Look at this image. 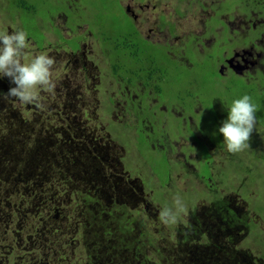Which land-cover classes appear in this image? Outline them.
<instances>
[{"label":"rangeland","instance_id":"1","mask_svg":"<svg viewBox=\"0 0 264 264\" xmlns=\"http://www.w3.org/2000/svg\"><path fill=\"white\" fill-rule=\"evenodd\" d=\"M33 1L34 4L39 5V10H43L44 13L49 7H61L62 3L61 0ZM155 1L158 5L145 4L146 15L141 14L139 16V23L147 35L156 41L169 42L178 48V39L169 36L168 28H160L163 24L161 25L159 15L161 12H165L168 20L174 22L177 36L179 34L182 40H189L194 37L195 41L198 42L195 44L197 49L202 50L200 51L202 54L209 52V55L202 57L201 65H199L203 66L208 72L203 71L201 67H195L193 75L184 73V71L181 72L183 74L180 73L184 85L189 81L199 80L205 83L204 88L197 89L196 86L185 85L186 90L193 89L201 94L204 90L214 97L225 99L226 105H230L232 100L245 95L246 91L244 89L246 86L242 89L241 85H251L253 83L247 81L244 77L240 79L239 77L230 76L232 78L227 80L226 86L228 89L225 92L221 88L217 89L214 85L218 84L217 80L212 77L215 73L212 68L213 65H216L215 70L217 71V65L219 64L217 58L222 59V55H224L222 64L227 65L225 57L230 54L226 49L227 47H219L218 44L213 47L217 42L222 45L225 35L212 32V36L211 31H208L209 27H206V23H204V18L211 11L212 4L219 7L220 12H224L240 5L241 0H203L207 5L205 9L195 1L190 2V0L183 1L181 5L178 4V0H170L167 5L163 4L165 0ZM82 2L87 4L98 2V0H82ZM113 2H111L112 5H106V11L96 12V16L99 20L114 17L118 22L116 25L106 23V26L110 25V28L121 25L129 29L131 23L127 20L121 7H118L119 0H113ZM10 5L9 0H0V31L12 32L22 29V13L16 12L13 15L9 9ZM145 7H140V12ZM177 7L181 8V16L176 11ZM26 16L28 15L25 11V13L23 12L24 20ZM260 16L264 18V14ZM86 17L87 14L84 19H87ZM225 17L228 21L231 18L229 23L232 30L228 35L237 37L238 33L233 31L234 29H240L241 35H245L242 21L247 18V13L243 9H236L231 12V15ZM76 21L77 16L74 19L72 16L70 17V25ZM216 22H220L219 18H216V21L212 19L208 23L216 25ZM55 24L60 27L63 34L65 33L68 37L72 36V31H68L69 28L64 20L56 19ZM165 27L167 26L165 25ZM106 29L108 28L106 27ZM218 29L220 30V26ZM51 32V26L48 24L47 33L51 35ZM86 35L90 37L87 33ZM72 43H74V39H72ZM258 43L260 47L256 49L252 45V50L247 43L241 42L235 46L234 51L239 54L246 51V54L243 53L244 56L249 55L251 52L252 54L260 53L264 44L261 40H258ZM55 44H57V39L51 50L45 52L37 49L33 39L29 40V48L25 50L23 58L25 63L32 55L39 53H47L55 58L52 71V81L55 87L51 91L47 87L41 88L38 90L36 100L32 103H22L18 99L6 95L9 87L14 86L10 84L9 78L0 79V94L2 95L0 96V123L3 121L4 124L9 126L8 122H12L13 117L27 116L24 123L17 122L12 125L11 134L18 133L12 141H8V137L0 134V264H96L88 259L82 250H76L81 240H87L88 244L98 242L99 232L102 231L101 223H97V219L91 214L89 218L93 223L89 222L85 227V218L79 217L87 201L80 195L79 184H72L74 176L72 169L74 164L77 165L75 162L76 154L83 156L84 151H81L83 149L89 154H97L100 158L107 157L106 155L110 151H113L114 154L118 152L123 156H128L127 149L129 151L134 149L131 138L124 136L126 143L120 136L124 133L125 122H122L124 127L118 135H111L108 132L109 129H101L99 125V121L105 122L107 128V121H109L110 116L115 117L116 120L123 119L129 125H134L128 121L127 113L116 111L114 114L109 115L105 111L104 105L109 102L111 95H114L117 100L116 106L119 103L121 104L120 109L124 107V104L127 105L130 97L134 96L139 99L136 93L129 95V87L125 86L124 88L121 80L118 79L120 82L118 83L111 77L109 65L111 56H107L106 53L98 50V46H96L97 44L94 45V41L88 42L84 50L86 56L80 53L72 56L70 50L64 48L62 52L58 53L54 51ZM71 58H74L72 63ZM113 60L125 63L124 59ZM263 60L264 58L261 55L257 58V65H252L253 67L243 69V72H241L250 81L256 80L262 90V92L258 91L256 85H253L248 94L257 108V120L249 139L250 146L238 153L228 152L225 145L217 148L209 146L215 158L213 171L215 175L218 174L219 176V189H222L223 192L228 193V197H231L228 202L223 201L222 204L221 197L214 194L209 195L201 184L199 186L195 185L200 183L199 180L196 176L190 175V171L179 163L178 156L183 152L177 151L175 156H170L171 165H173L171 168L166 166L165 162H162L163 152L159 151L156 154L152 148L142 149V158L149 159L152 162V169L140 163L138 159H135L133 164L124 160L125 163L131 164V173H135L140 181L142 177H147L151 172H155V169L163 176L172 172L171 179L165 187L159 188L160 182L156 181L154 187H144L145 191L140 193L142 198L133 203L135 206H141L137 208L138 211L133 208L130 212V215L135 214L130 217L132 227H128L126 237L127 246H133L134 252H136L133 255L135 261L140 256L137 259V264H264V239L259 240V236H264V234H260V231H262L261 225L264 223ZM132 69L137 73L139 67L133 65ZM178 83L181 82L176 81L174 85ZM165 84L167 85L166 81ZM181 85L183 84L181 83ZM142 87L143 85L140 86V88ZM161 97L164 98V95L162 94ZM150 99L154 101L153 97H150ZM209 101L206 104L207 109L210 108ZM144 104L145 111L148 112L147 104ZM192 104H194V100H192ZM99 106H101L100 109H98ZM114 110H117V108L115 107ZM97 114L100 116H97ZM75 119L80 121L79 128L76 131L69 132L71 124H76ZM222 121V117H217L211 111H208V113L205 112L204 115L197 117V127L198 129L201 128L200 130L210 141H218L220 139L218 129ZM150 124L155 128L153 121ZM4 127L6 128V126ZM125 129L126 131L130 130V135L134 134L136 136V126ZM21 132L25 133V136H22ZM43 132L48 137H43V139H46L41 144H36L34 137ZM154 132L153 139L163 131L159 127ZM31 134L34 135L30 136ZM176 134L178 135V133ZM198 135L200 138L204 137L199 132ZM79 136L82 144L77 146L75 140ZM191 143L194 146L196 145L192 140L186 143L184 140H179L178 144L190 146ZM38 146L43 149L49 147L50 154L45 153L44 155L43 151H40L41 153L31 151L32 148H38ZM9 147H23V152L25 150L24 153L13 156L15 160H22L19 165H15L11 158L6 159L2 156L6 154ZM200 149L202 150L200 153L204 156V153H206L204 145L200 146ZM188 155L195 162L192 165L190 160L188 162L190 167L188 168L195 169L199 160L198 153H189ZM54 157L63 160L61 167H65V172L62 168L60 170L54 162ZM107 158L105 159L106 163H112L118 159L116 155L114 160H107ZM67 166L71 170H67ZM217 166L219 168H216ZM12 168L19 169L22 173L20 180L13 176ZM202 168L206 170L205 166ZM216 170L221 175V170L227 173V178H223L225 180L224 184L223 180H220L222 177ZM50 172L52 178L48 176V179L47 175ZM23 180L25 181L22 182ZM19 182L22 183L17 184ZM202 186L204 191H201ZM196 189L198 191H195ZM158 190L162 192L161 196L165 201L161 202L157 194ZM175 190H178L179 193H175L179 194L185 205L181 214H186V217L191 220L193 231L192 236L180 235L179 238L182 241L174 237L171 238V235L164 239V234L170 233L175 223L163 224L160 220L161 209L173 206L174 199L177 197V195H172ZM229 204L236 216L226 209V205ZM223 205L224 208L219 209ZM190 208H192V213L188 214ZM196 209L200 210V215L208 211L205 218L200 220L202 223L198 225L194 218ZM51 211L58 212L59 216L56 219L52 218L50 216ZM220 216L228 219V223L234 221L233 225L229 224L227 226V232L234 226V233L233 239L230 238L229 242L225 241L227 235H229L227 233L221 240L222 244L219 247L213 246L211 243L216 240L220 241L218 230L223 221ZM256 219L258 223H256ZM206 222L209 225H206ZM91 226L95 229L90 230ZM64 245L69 247L65 249ZM148 255L151 257H147Z\"/></svg>","mask_w":264,"mask_h":264},{"label":"flooded vegetation","instance_id":"2","mask_svg":"<svg viewBox=\"0 0 264 264\" xmlns=\"http://www.w3.org/2000/svg\"><path fill=\"white\" fill-rule=\"evenodd\" d=\"M9 1L11 3V0ZM178 1V4L180 5L183 3V1L185 2V0ZM193 1H195V3H197L203 9H205L207 6L203 0H190V2ZM61 2V7L55 6L54 8H47L45 11L47 12L46 17L39 15L36 20H34V17L30 18L28 23H26L25 20L21 18L22 29L27 32L28 41L33 39L38 50L49 52L57 39V44H55L54 51L59 53L60 51L62 52V50L67 49L70 50L69 52L72 53V56H75L76 53L86 56L84 50L87 47L88 42L94 41V45L97 44L96 46H98V50L106 53L107 56H111V62L109 63L111 66L113 64L115 54L110 55L111 53L106 48V20H99L96 16V12L106 11V5H112L111 2L114 3L113 0H98V2H89L87 4H83L82 0H61ZM168 3H170V0H165L163 2L164 5H167ZM145 4L158 5L157 1L155 0H119V3L117 4L118 7H121L125 13L127 20L130 21V28L133 27L132 35L134 34V36H136V42L140 40V49L142 48L145 50V52L148 53V56L143 57L145 53L144 51H140L139 54L133 55L134 62L132 65L139 67L137 73L132 69L133 73L131 75H127L124 70H122L121 74L115 76L112 74L111 69V77L118 83H120L119 80H121V84L124 85V88L125 86L129 87V95L131 96L133 93H136L137 96H139V99H136L134 96L130 97L127 105L124 104L122 109H120V103L116 106L117 100L115 99L114 105L117 110H112L111 112L108 110V106L111 103L110 97L109 102L104 105V109L109 115L114 114L116 111H123L124 113H127L128 121L134 125H129L128 122L123 119L116 120L115 117L113 118L112 116L108 118L109 121H107V128L105 122L99 121L101 129H109L108 132L111 135L120 134V130H122L124 127L122 122H125V128L127 129L136 126V136L134 134L130 135V130L126 131L124 128V133L120 134V136L126 143L127 141L123 137L128 136L131 138V143L133 144L134 149L132 151L127 149V154H129L128 156H123V154L121 155L118 152H115L114 154L113 151H110L106 155L108 157L107 160H114L115 155L118 157V159L115 160V162L108 163L105 168H97L94 170V172H96L95 175L90 174V177H100L104 179L105 183H98L96 186H91L92 188L85 190L87 193L94 191L93 195H89L93 197V200L88 198L85 199L87 204L84 206L81 216L79 217L85 218V224L89 222L93 223L89 218V215L94 214L92 216L97 219V223H101L102 231L99 232L100 235L98 241L100 247L97 250L100 259L99 261L95 260V252L92 253V246L94 244H88L86 235V241L81 240V243H78L76 250H82L85 256L96 264H114L113 258L118 260V262L121 260L122 264H137V259L140 257L138 256L135 261V256H133L136 253L134 252V247L127 246L128 243L126 232L128 227H132L130 217L134 216L135 214L134 213L130 215V212H132L131 210L133 208L137 210V208H140L141 206H135L133 203L142 198L140 193H143L146 187H154L156 181L160 182V185L158 186L159 188L165 187L170 181L172 173L170 172L164 178H161L158 177L153 171L149 176L142 177L141 182L135 176V173H131V164L125 163L124 160H127L133 164V161L138 159L140 163L150 166L152 164L150 160L142 158V149L152 148L156 154H158L159 151L163 152V159H165V163L168 164L170 168L173 166L171 165L170 156H175L177 151H180L181 153L183 152L180 156H178L179 163L190 171V175L196 176V178L199 180L200 183L195 184L196 186L201 184L205 187V192L208 191L209 195L214 194L217 195V197H221L222 204L223 201L228 202L231 198L228 197V193L223 192L222 189H219V176L218 174L215 175L213 171V163L215 162V158L209 147L210 145L216 148L224 146L223 136L220 134V139L218 141H210V139L204 135L202 130H200L201 128L198 129L197 127V117L199 115H204L205 112L208 113V111H211L217 117H222L224 120L227 117L228 104L226 105L227 102L225 99L214 97L211 93L204 90L202 91V94L194 91L193 89L186 90L185 85L193 87L196 86V88L199 89L204 84H201L202 81L192 80L184 85L181 75L183 74L181 73L182 71H184V73L193 75L196 67L195 65H201L200 61L202 60V57L209 55V52L202 54L200 52L202 50H198L197 46L195 45L198 42L195 41L194 37H191L189 40H182V37L179 34L177 36L175 24L173 21L168 20V16L165 12H161L159 15L161 25L163 24L160 28H168L169 36L171 38L176 37L178 39V48L174 47L169 42L163 43L156 41L151 36L147 35L139 23V16L141 14L146 15L147 13ZM212 5L211 11L204 18V23H206V27H209L208 31H211V34L213 32L215 34L225 35V39L223 41L224 43L221 45L217 42L213 45V47L217 44L219 47H227L226 49L230 54L226 55L225 57V63L227 65L222 64L224 55H222V59L217 58L219 61V64L217 65V71L215 70L216 65H213L212 68L217 74L214 73L212 77L217 80L216 82L219 87L216 84L214 85L217 89L221 88V90L225 92L228 89L226 82L232 78L230 76L239 77L240 79L244 77L247 81L258 84L256 80L250 81L249 78L241 72H243V69L257 65V58L261 55L264 58V46L261 47L262 51L260 53H255L257 55L254 53L252 54L251 52L246 56L243 55V53L246 54V51L239 54L234 51V48L238 43L241 42L247 43L249 46H251V48L253 45V48L256 49L260 47L258 40L263 41L264 44V18L260 16L264 14V0H241L240 5L235 6L232 10H227L224 12H220L219 7H216L215 4ZM142 6L145 8L140 12V7ZM236 9H243L244 12L247 13V18L242 21V23H244L245 35H241L240 29H234L233 31L238 33L237 37L228 35L232 30L229 23L231 18L228 21L225 17L226 15H231V12L235 11ZM41 11L43 12V10ZM176 11L180 16L182 15L180 7H177ZM86 14L87 19H84ZM71 16L73 19L77 16V21L72 25H70ZM216 18H219L220 20L219 23L216 22V25H211L208 23L212 19L216 21ZM56 19L64 20L65 24L69 28L68 31H72V36L68 37L65 35V33L63 34L60 27L55 24ZM48 24H50L52 29L51 35L47 33ZM165 25L167 27H165ZM219 26L220 30L218 29ZM86 33L90 37H88ZM72 39H74V43H72ZM70 60L72 63L74 58H71ZM119 64L122 65L125 63L119 62ZM202 70L208 72L204 67ZM260 73L262 72L260 71ZM178 74H180L178 81L183 85H181V83L174 85L176 82V76ZM165 81L167 82V85L165 84ZM141 85H143L142 88H140ZM140 92L143 93L141 94ZM162 94L164 95V98L161 97ZM150 97H153L154 101H152ZM210 98L211 100L209 101ZM192 100H194V104H192ZM208 101L210 105L209 109L206 108ZM144 103L147 104L148 112L145 111ZM100 108L101 106L98 107V109ZM97 116L100 115L97 114ZM111 119L118 127V130L113 129L110 126ZM152 121L155 123V128H153V126L150 124ZM159 127L162 128L163 132L153 139V135H155L154 130ZM198 132L203 134L204 137L201 136L202 138H200ZM176 133H178V135ZM80 138V136L76 137L77 140H80ZM179 140H184L185 143L189 140H192L194 143H196V145L194 146V144L191 143L190 146H181L178 144ZM203 145L206 151L204 156L202 153H200L202 152L200 146L202 147ZM196 152L198 153L197 156L199 158L197 167H195V169H190L188 168L190 167L188 162L191 160L190 162L192 165H194L195 162L194 159H191L188 154H196ZM175 163L178 162L176 161ZM203 166L206 167V170L202 168ZM196 168H198V170H196ZM216 168H219V166ZM221 172L222 175L219 172L217 173H219L222 177L220 180H223L224 184L225 180L223 178H227V173L223 170H221ZM73 179H75V175L73 176ZM203 186L201 191H204ZM78 190L80 192L79 188ZM195 191L198 190L196 189ZM175 192H178V190H175L172 195H177V197H179V194H176ZM157 194L161 199V202L165 201V199L161 196L162 192L160 190L157 191ZM222 195L226 196L223 197ZM223 208L224 205L220 206L219 209ZM226 209L228 212L230 211L234 214V216H236L233 209H231L230 204L228 206L226 205ZM191 210L192 208H190L188 214L192 213ZM207 212L200 215V210L196 209L194 218L196 219L197 225L202 223L200 220L205 218ZM178 214L179 218L176 220L174 228L170 231V233L166 235L164 234V239L171 235V238L174 237L182 241L179 238L180 235H193L191 220L186 217V214ZM207 217L209 218V215ZM220 217L223 218L221 227L218 230L220 232V241L216 240L211 243V245L219 247L221 246L220 244H222L221 240L227 235V233L229 234L225 240L227 242H229L230 238L233 239L232 236L234 233V226H232L229 232H227V226L229 224L233 225L234 221L232 220L228 223V219H225L223 216ZM256 223H258L257 219ZM249 224L251 227V221ZM203 225L206 226L209 225V223L206 222V225ZM261 229L262 231H260V234L263 235L264 223L261 225ZM184 231L186 232L184 233ZM263 239L264 236H259V240ZM231 245H233V243H231ZM64 246L65 249L69 247L68 245ZM147 257L151 256L148 255Z\"/></svg>","mask_w":264,"mask_h":264},{"label":"clouds","instance_id":"3","mask_svg":"<svg viewBox=\"0 0 264 264\" xmlns=\"http://www.w3.org/2000/svg\"><path fill=\"white\" fill-rule=\"evenodd\" d=\"M29 48L28 34L23 29L9 32L0 31V79L9 78L10 86L6 95L22 103H32L38 90L47 87L51 91L55 85L52 71L55 58L47 53L32 55L27 63L23 62L25 50ZM256 105L251 96L245 94L234 99L227 107V117L222 121L218 132L230 153H238L249 145V139L256 123ZM185 208L180 197H176L173 206L160 211L163 224L175 223L178 213Z\"/></svg>","mask_w":264,"mask_h":264},{"label":"trees","instance_id":"4","mask_svg":"<svg viewBox=\"0 0 264 264\" xmlns=\"http://www.w3.org/2000/svg\"><path fill=\"white\" fill-rule=\"evenodd\" d=\"M9 8H10L11 13H13V15H15L16 12H21L22 13V17H21L22 19H24L23 12L25 13V11H26V14L28 15L25 18L26 23H28V20L30 18L34 17V20H36L39 15H43L44 17L47 16V12L43 13L41 10H39V5L36 6L34 4L33 0H11V5ZM104 20H106V23H111L112 25H116L118 22L114 17H112L110 19L105 18ZM106 27L108 28L107 29V35H106V37L105 36L104 37L106 39V48L111 53L110 55L115 54L116 56L114 55V57H115L114 59L118 58V59H124L125 60V64H122V65L119 64V62H117V60H113V64L110 66V69H112V74H114L115 76H118L119 74H121V71L124 70V72L127 75H131L133 73V70H132V66H133L132 63L134 62L133 55L139 54L140 51L145 52V50H143L142 48L140 49V46H139V44L141 43L140 40L138 42H136V36H134V34L132 35V33H133L132 28L133 27H131L129 29H126L125 26L122 27L121 25L116 27V28H114V27L110 28V25H107ZM29 29L31 30L30 27H29ZM147 56H148V53L145 52L143 57H147ZM262 64L264 65V60L262 61ZM195 66L201 67V69H203V66H199V65H195ZM262 74H264V73H262ZM179 76H180V74H178L176 76V79H175L176 81H178V79L180 78ZM201 84H205V83L202 81ZM253 85H256V89L258 91L262 92V90L260 89V86L256 83H253L251 85L242 84L241 86H242V89H244L246 86V88L244 90L246 91V94L248 95L250 93L251 87ZM201 88H204V85H202ZM263 89H264V84H263ZM0 96H2V95L0 94ZM115 99L116 98L114 95L110 96L111 103L108 106V110L110 112L115 109V105H114ZM26 119H27V116H24L21 118L20 117H13V120H11L12 122H8L9 126L4 124L2 121L0 123V134H3L6 137H8V141H12L14 136L16 134H18V133H16L15 135L11 134L12 125L14 123H17V122L24 123L26 121ZM75 123L76 124H74V123L71 124L69 132H73V131L78 130L79 125H80V121L75 119ZM4 126H6V128ZM110 126L113 129L118 130V127L114 124V121L112 119L110 120ZM20 134L22 136H25V133H23V132H21ZM33 135L34 134H31L30 136H33ZM43 137H48V135H45V133L43 132L42 134L39 133V135L34 137L36 144H39V143L41 144L42 141L44 139H46V138L43 139ZM75 142H77V144H76L77 146H80L82 144L81 140H75ZM31 151H33L34 153H38L40 151L41 152L43 151L44 155H45V153L48 155L50 154L49 147L46 149H43L40 146H38V148L37 147L32 148ZM81 151H84L83 156H78L76 154L75 162L77 163V165L74 164V167L72 169L73 174L75 175V179H73L72 184L78 183L79 185H81V186H78V188L80 189L81 195L85 199L88 198L90 200H93V197L89 196V195H93L94 191L87 193L85 190L92 188L91 186H93V187L96 186L98 183H105V180L100 178V177H90V174L95 175L96 172H94V170H96L97 168H105V166L108 165V163L105 162V159L107 157L100 158V157H98L97 154H94V153L89 154L86 150H83V149H81ZM22 152H23V147H15V148L9 147L6 151V154H3L2 156L6 159L11 158V160L15 163V165H19L22 160H15L13 158V156L16 154H20ZM24 152H25V150H24ZM100 152H101V150H100ZM62 161H63L62 159L59 160V159L54 157V162H56V164L58 165L60 170L62 168V170L65 172V167H61ZM162 162H165V159H162ZM145 166H149V165H145ZM166 166L169 167L168 164ZM149 167L152 169L153 165L151 164ZM66 169L71 170L68 166L66 167ZM11 172L17 180H20L22 178V173L19 171V169L12 168ZM155 174L161 178L165 177V176H163V174L158 172V170H156V169H155ZM48 176H51V178H52V173L50 172L47 175V177ZM48 179H49V177H48ZM24 181L25 180H23L22 182H24ZM22 182H19L17 184H21ZM58 215L59 214H58V212L56 213V211L50 212V216L54 219H56ZM91 215H94V214H91ZM85 225H84V227H85ZM89 229L94 230L95 228H92V226H91ZM92 247H93L92 253L95 252V260L99 261L100 256H99L98 251H97L98 248L100 247L99 242L95 243ZM113 262H114V264H122L121 260H119V262H118V260H116L115 258H113ZM128 264H131V263H128Z\"/></svg>","mask_w":264,"mask_h":264}]
</instances>
